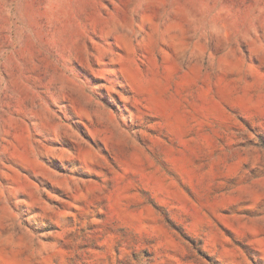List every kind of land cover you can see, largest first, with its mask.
I'll use <instances>...</instances> for the list:
<instances>
[{"label": "rangeland", "instance_id": "374dc122", "mask_svg": "<svg viewBox=\"0 0 264 264\" xmlns=\"http://www.w3.org/2000/svg\"><path fill=\"white\" fill-rule=\"evenodd\" d=\"M0 264H264V0H0Z\"/></svg>", "mask_w": 264, "mask_h": 264}]
</instances>
